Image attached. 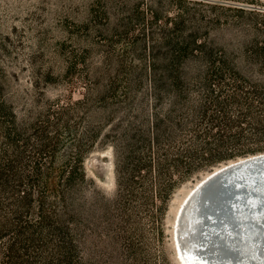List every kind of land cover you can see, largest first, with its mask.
Listing matches in <instances>:
<instances>
[{
	"label": "trees",
	"instance_id": "16d2710c",
	"mask_svg": "<svg viewBox=\"0 0 264 264\" xmlns=\"http://www.w3.org/2000/svg\"><path fill=\"white\" fill-rule=\"evenodd\" d=\"M245 26L244 30L263 33L249 35L232 47L264 56V22ZM190 42L193 47L177 42L172 55L161 59V71L153 61L148 65L152 90L159 88L155 84L159 80H170L175 86L183 78L178 67L188 54L205 57L203 62L210 70L232 69L212 56L216 51L208 41L196 36ZM73 58L71 74L78 75L79 60L76 55ZM223 75L202 77L209 94L196 106V118L189 120L190 133L172 135L167 131L158 133L156 139L152 136L149 155L144 151L139 123L142 76H128L122 87L115 82L102 89L85 87L86 95L94 94L98 103L109 105L105 118L112 125L117 184V193L110 199L82 195L87 185L93 192L83 166L91 130L87 124V131L78 132L75 118L90 109L89 96L67 103L45 102L42 109L27 105L21 111L9 74L0 65V264H173L165 245L172 190L193 180L201 170L211 171L222 163L264 151L259 144L264 140V115L231 113L232 105L242 103V94L251 93L248 80L233 78L224 83ZM81 77L85 78L84 73ZM223 84L234 90L226 91ZM215 86H220L219 91ZM65 134L74 136L72 149L57 164ZM246 140L258 145L237 149ZM173 169L177 179L172 177ZM146 222L156 235L155 245L147 240ZM103 237L105 241H101Z\"/></svg>",
	"mask_w": 264,
	"mask_h": 264
},
{
	"label": "rangeland",
	"instance_id": "374dc122",
	"mask_svg": "<svg viewBox=\"0 0 264 264\" xmlns=\"http://www.w3.org/2000/svg\"><path fill=\"white\" fill-rule=\"evenodd\" d=\"M257 21L264 22V0H0V65L9 74V85L21 111L27 105L42 109L45 102L67 103L83 98L89 92L87 85L102 89L115 82L119 87L126 86L128 76L140 74L139 123L144 151L149 155L152 136L156 139L158 133L167 131L172 135L190 133L189 120L196 118V106L209 94L204 76L223 72L224 83L246 78L251 93L242 94V103L232 105L231 113L264 115V56L232 47L249 35L261 36L263 32L244 30L245 24ZM196 36L208 41L216 51L212 56L226 61L232 69L222 66L210 70L203 62L205 57L203 60L188 54L178 67L183 78L175 86L170 80H159L155 83L159 88L152 90L148 65L153 61L161 71V59L172 55L177 42L193 47L190 41ZM75 55L79 60L78 75L71 74L70 63ZM83 73L85 78L81 77ZM223 85L226 91L234 90L233 86ZM219 87L215 86L216 91ZM156 91L161 93L159 97L154 95ZM86 96L90 109L80 111L75 119L78 132L87 131L90 125L91 140L83 154V166L93 192L87 185L82 195L111 199L117 193V184L112 125L105 118L109 105L98 103L94 94ZM71 137L74 136L64 135L57 164L68 157ZM259 144L264 145V140ZM257 145L254 140H246L236 147ZM209 171L201 170L170 194L165 245L173 264H180L174 233L177 212L187 193ZM172 177L178 178L174 169ZM144 230L147 240L155 245L156 235L147 222Z\"/></svg>",
	"mask_w": 264,
	"mask_h": 264
},
{
	"label": "bare ground",
	"instance_id": "6f19581e",
	"mask_svg": "<svg viewBox=\"0 0 264 264\" xmlns=\"http://www.w3.org/2000/svg\"><path fill=\"white\" fill-rule=\"evenodd\" d=\"M264 151L206 173L175 220L180 264H264Z\"/></svg>",
	"mask_w": 264,
	"mask_h": 264
},
{
	"label": "water",
	"instance_id": "95a60500",
	"mask_svg": "<svg viewBox=\"0 0 264 264\" xmlns=\"http://www.w3.org/2000/svg\"><path fill=\"white\" fill-rule=\"evenodd\" d=\"M262 168H264V165H260ZM264 197V192L261 194V196H259V198H262ZM177 239H176V235H175V243H176V246H177Z\"/></svg>",
	"mask_w": 264,
	"mask_h": 264
}]
</instances>
